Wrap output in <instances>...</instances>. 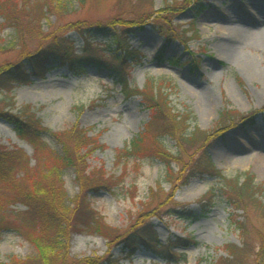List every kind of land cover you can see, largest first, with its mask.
<instances>
[{"label": "rangeland", "instance_id": "374dc122", "mask_svg": "<svg viewBox=\"0 0 264 264\" xmlns=\"http://www.w3.org/2000/svg\"><path fill=\"white\" fill-rule=\"evenodd\" d=\"M68 1L70 7L68 5L61 18L50 14L42 19L37 9L34 14L30 13L33 24L20 28V34L5 24L0 15V69L12 68L23 53L32 54L42 38L67 30L64 28L68 22L88 20L98 23L122 18L121 11L111 0H87L83 8H79V0ZM165 1L175 9L171 28L177 39L167 40L150 24L133 29L127 38V47L138 51L141 60L122 69L129 91L127 97L106 65L111 63L100 57L103 53L112 56L118 51L117 46L96 31L94 40H88L89 47L72 27L64 32V38L71 43L74 55L83 51L91 53L81 72L75 73L77 69L66 62L52 63L46 65L47 70L41 77L31 78V85L9 83L6 79L0 82V111L16 113L21 107L30 106L48 133L56 135L70 126H77L86 137L93 139V143L79 152V169L85 174L99 169L111 179L109 190L86 192L85 195L91 209L102 217L105 224L125 228L149 204L150 193L155 192L157 184L161 183L163 193L151 205H157L158 214L151 217V222L160 245H169L168 249L175 256L165 258L168 251L164 252V249L157 254L141 249L131 259L120 261L118 259L124 257L120 247L109 249L103 236L72 232L67 237L69 261L93 258L98 262L104 258L119 261L118 264H217L229 259L224 251L226 247L241 248L243 245L244 248L245 239L246 247L237 264H250L251 256L262 245L264 248V238L260 239L258 234L262 232L264 237V214L257 207L241 205L236 210L227 200L222 201L219 194L213 207L201 204L207 192L217 187L212 167L202 169V174L193 176L172 193L173 186L165 179L164 166L157 160L137 162L117 158V152L143 131L151 118L152 112L142 104L140 93L146 79L165 75L176 85L168 96L170 106L176 111L186 109L190 113L191 128L196 126L210 133L208 144L204 142L199 150L190 151L192 156L185 158L187 164L198 156H207L214 168L223 174L247 172L256 184L264 185V173L253 167L255 160L264 155V90L232 60L218 58L216 51L217 46H222L226 40L216 32V27L223 24L220 21L225 16L234 17L237 7L255 14V30L264 34V18H258L260 12H264V0H153L152 7L143 5L138 8L139 12L148 13V8L152 12L163 9ZM198 8L201 12L195 14ZM130 9L128 7L126 12L129 18L133 16ZM206 14L208 18H202ZM215 15L218 16L213 21ZM234 25L247 26L246 22L238 20ZM115 29L121 30L114 27L110 31ZM240 52L248 55L257 51L248 45L242 46ZM202 92L209 94L213 101L205 113L202 111ZM222 110L234 111L241 119L229 122L227 127H217ZM50 136L42 134V140L62 154L61 143ZM246 137H251L253 143L249 140L242 143ZM164 144L175 152L174 141L165 137ZM213 147H218L219 153L230 163L214 159L210 151ZM13 154H19L30 168L37 164L33 145L19 138L13 126L0 119V155L7 157L5 161H8ZM75 173L74 168L68 166L60 177L68 198L79 193ZM174 173L178 178L176 168ZM55 183L57 185V180ZM7 194L3 192L4 196ZM5 201V214L11 225H15L12 219L21 216L28 208L10 198ZM261 202L264 205V198ZM177 204L185 206L184 211L192 213L193 218L175 212ZM240 225L246 235L240 234ZM33 253L32 244L15 228L1 232L0 264H9L10 258L23 260Z\"/></svg>", "mask_w": 264, "mask_h": 264}, {"label": "trees", "instance_id": "16d2710c", "mask_svg": "<svg viewBox=\"0 0 264 264\" xmlns=\"http://www.w3.org/2000/svg\"><path fill=\"white\" fill-rule=\"evenodd\" d=\"M116 3V7L122 18L116 20L90 22L88 20H76L65 24L67 30L55 32L49 37L40 40L39 46L32 54L23 53L20 60L7 70L0 69V82L6 79L7 82H16L18 85H31L32 77H41L47 70L46 65L52 63L62 64L66 62L74 69L75 73L82 71V65L91 57V53L86 51L74 55V49L68 38H64V32L72 27L81 38H84L87 46L91 47L88 40H94V32L99 31L115 44L119 54L108 55L103 53L100 57L111 64L109 68L113 71L116 81L120 84L121 92L125 97L129 95L127 82L122 75L123 67L138 64L141 54L136 50H129L127 38L133 33V29L142 28L144 25H151L160 36L166 39H177L171 24L175 17L174 6L170 7L165 1L164 8L152 12L148 8V13H140L139 9L143 5L152 7L153 0H111ZM176 1V0H174ZM87 0H79V8H83ZM70 7L68 0H0V15L3 16L5 24H9L17 30L31 24L30 13L37 14L40 18H46L52 14L61 18L66 8ZM128 7H131L132 17H127ZM136 8V9H135ZM48 12V13H47ZM199 8L195 14L200 13ZM115 29L111 32V28ZM110 38V39H109ZM22 58V59H21ZM97 60V59H96ZM104 65V64H100ZM28 71V72H27ZM176 85L174 81L165 75L147 78L140 90L142 104L152 112L149 122L145 124L143 131L134 135L127 145L117 152V158L122 160H134L137 162L153 160L164 166L165 179L171 182L172 193L180 185L185 184L193 176L202 174V169H210L215 172L217 187L211 188L202 199L201 204L207 208L213 207L214 200L218 194L222 201H226L231 206L240 209L241 205H251L258 208L264 214V205L261 198H264V185L256 184L251 174L247 172H237L233 175H225L214 168L207 156H198L187 164L185 158H190V151L199 150L204 142L210 138L208 131H202L196 126L190 127L192 118L185 109L176 111L170 106L168 96L174 91ZM234 111L222 110L219 114L217 127H227L229 122L241 119ZM244 117V116H243ZM0 119L6 120L13 126L16 135L31 143L35 149L36 165L34 168L27 166L24 159L19 154L7 157L0 155V234L8 228H15L22 236L28 240L33 248V255L18 260L10 258L9 264H118L119 261L108 259H83L69 261L67 254V237L72 232L87 233L91 235L103 236L108 248L120 247L124 257L131 259L141 249L153 253H161L160 249L166 252L165 258L175 256L168 246H161L155 234L151 217L156 216L158 207L154 204L160 194L163 193L161 183L157 184L155 192L150 193L148 205L144 207L135 219L123 229L110 227L103 222L100 215L95 213L86 201V192H97L99 190H109V177H105L102 170H95L91 173H83L79 169L80 150L93 143V139L86 137V133L70 126L61 133H48L44 129L30 106H23L16 113L1 110ZM42 134H49L62 145L59 154L42 140ZM168 137L176 145L175 152L170 151L164 144V138ZM203 156V157H202ZM14 157V158H11ZM18 166V167H16ZM71 166L75 170V176L79 187V193L72 198H68L63 191V184L60 177L64 169ZM174 168L179 172L174 173ZM203 173H205L203 171ZM22 174V175H19ZM57 180V185H56ZM176 182V183H175ZM173 183V184H172ZM112 184V183H111ZM7 192V195H3ZM171 193V194H172ZM5 198H10L12 202L23 203L28 209L21 216L12 219L15 225H11L5 214ZM160 205L161 203H157ZM181 216L191 219L192 213L184 211L185 206L176 205ZM158 214V213H157ZM241 235H246L240 225ZM260 239L264 238L262 232H258ZM243 239L244 248L246 243ZM181 241V240H180ZM190 241V240H189ZM182 242V241H181ZM187 245V244H183ZM226 247L225 253L229 259H223L217 264H237L240 254L244 250L241 248ZM234 247V248H233ZM169 259V258H168ZM96 261V262H95ZM250 264H264L263 245L258 248L254 256L250 258Z\"/></svg>", "mask_w": 264, "mask_h": 264}, {"label": "bare ground", "instance_id": "6f19581e", "mask_svg": "<svg viewBox=\"0 0 264 264\" xmlns=\"http://www.w3.org/2000/svg\"><path fill=\"white\" fill-rule=\"evenodd\" d=\"M239 8L240 7H237V12L234 17L225 16L223 21H220L221 23L223 22V24H218L216 27V32L221 33V37L226 39L225 44L217 46V56L218 58H223L225 60H232L239 68L242 69V71H244L245 75L251 81L260 83L261 90H264V34L259 32L257 33L255 30V14L251 11L249 12L245 8ZM218 15H215L212 18L214 19L213 21L217 19ZM202 18L207 19L208 15H204ZM258 18L263 19L264 12H260ZM237 20L246 22L247 26H245V28L235 26L234 22H237ZM248 45L252 46L257 52L248 55L242 54L240 52V48ZM201 99L204 104V110L202 111L205 113L207 112V107L211 106L213 101L211 96L205 92L201 93ZM251 139V137H246L245 141H242V143H247L248 140L250 143H253L251 142ZM218 147H213L210 150L214 159L226 161L227 159L219 153ZM227 161V163H230L229 160ZM253 167L260 173H264V155L255 160Z\"/></svg>", "mask_w": 264, "mask_h": 264}]
</instances>
